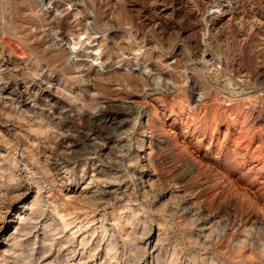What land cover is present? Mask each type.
<instances>
[{
    "label": "rangeland",
    "instance_id": "374dc122",
    "mask_svg": "<svg viewBox=\"0 0 264 264\" xmlns=\"http://www.w3.org/2000/svg\"><path fill=\"white\" fill-rule=\"evenodd\" d=\"M38 1L0 0V264H264V0Z\"/></svg>",
    "mask_w": 264,
    "mask_h": 264
},
{
    "label": "bare ground",
    "instance_id": "6f19581e",
    "mask_svg": "<svg viewBox=\"0 0 264 264\" xmlns=\"http://www.w3.org/2000/svg\"><path fill=\"white\" fill-rule=\"evenodd\" d=\"M46 1V0H45ZM43 4V0H39L38 1V5H42ZM32 22H34V20L32 21ZM60 34L62 35V36H67L69 33H68V28L67 27H63V28H61L60 29ZM55 60L56 61H60L62 64H63V66H64V54H60V55H56V57H55ZM136 80H138V83H139V81L141 82L140 84H141V86H144L145 85V83L147 82V80L148 79H146V77H145V75H143V73H141L140 75H139V77L136 79ZM149 82H151L152 83V85L153 86H156V87H158L159 85H160V82L157 80V77H152L151 79H149ZM17 180V179H16ZM0 194H2V193H0ZM3 196V195H2ZM10 201V200H9ZM5 208V207H4ZM1 210V209H0ZM2 212V211H1ZM61 216V215H60ZM66 217V216H65ZM68 217V216H67ZM71 218V217H70ZM73 219V218H72ZM69 223H71L70 222V220H68V219H65L64 218V216H61V221H60V225H58V226H60L61 228H66L68 225H69ZM79 225V224H78ZM82 228V227H81ZM78 229H80V228H78ZM80 231V230H79ZM85 233V232H84ZM106 233V232H105ZM60 234H61V232H60ZM62 234H63V232H62ZM77 234V233H76ZM65 235V234H64ZM39 236V235H38ZM68 236V235H67ZM69 237V236H68ZM71 238V237H70ZM102 238V237H101ZM74 239V238H73ZM72 239V240H73ZM75 241V240H74ZM82 242H85L84 241V239L82 238ZM75 244V243H74ZM81 244H83V243H81ZM86 244L84 243V245H81L80 247V249H78V250H76V248L75 249H73L74 251L71 253V255L69 256H67L66 258H62V259H57V264H84V263H86V262H84L85 261V258H84V254L86 253V254H90V252H93L94 251V248H93V246H89V247H87V248H85L84 246H85ZM88 246V245H87ZM82 247H84V248H82ZM53 248V247H52ZM100 248V247H99ZM59 249V248H58ZM70 250V249H69ZM110 251H111V245L110 244H107V246H106V252H107V254L108 253H110ZM51 255V254H50ZM89 258H90V264H96V262H97V260H98V258H97V256L96 255H92V256H89ZM102 259V258H101ZM89 261V260H88ZM4 263V262H3ZM49 264V263H48ZM51 264V263H50ZM53 264H55V263H53ZM89 264V263H88ZM99 264H101V263H99ZM138 264V263H137Z\"/></svg>",
    "mask_w": 264,
    "mask_h": 264
}]
</instances>
